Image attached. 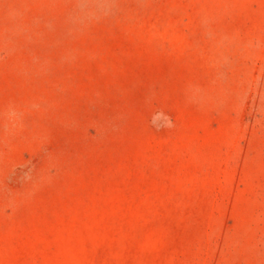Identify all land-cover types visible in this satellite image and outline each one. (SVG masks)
<instances>
[{"label":"rangeland","instance_id":"obj_1","mask_svg":"<svg viewBox=\"0 0 264 264\" xmlns=\"http://www.w3.org/2000/svg\"><path fill=\"white\" fill-rule=\"evenodd\" d=\"M0 264H264V0H0Z\"/></svg>","mask_w":264,"mask_h":264}]
</instances>
